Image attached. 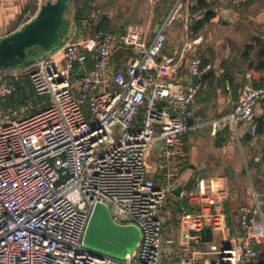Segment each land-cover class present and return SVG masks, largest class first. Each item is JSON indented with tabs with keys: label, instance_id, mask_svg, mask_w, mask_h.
<instances>
[{
	"label": "built area",
	"instance_id": "2783aa9c",
	"mask_svg": "<svg viewBox=\"0 0 264 264\" xmlns=\"http://www.w3.org/2000/svg\"><path fill=\"white\" fill-rule=\"evenodd\" d=\"M186 1L177 0L151 41L148 27L139 24L128 25L121 35L100 29L76 38L97 21L94 1L86 18L71 22L55 51L31 66L0 70V264H169L163 215L187 167L183 138L193 129L200 86L165 79L166 66L176 72L175 59L158 60L166 28L182 22L188 30L206 11H185ZM119 48L133 54L122 70L113 63ZM210 70L195 56L193 77L201 79ZM22 77L30 78L32 97L6 106ZM241 90L229 113L193 127L209 125L213 137L234 136L249 123L256 137L253 118L264 86L255 87L247 74ZM158 141L161 155L151 167V147ZM190 180L192 186L177 197L192 207L177 214L179 247L185 251L192 242L196 247L175 264H264V183L252 191V206L239 207V232L230 234L225 213L230 190L196 173ZM97 203L109 208L113 222L140 230L134 253L114 259L84 245ZM207 229L220 232L222 249L205 250L214 243L213 237L207 241Z\"/></svg>",
	"mask_w": 264,
	"mask_h": 264
},
{
	"label": "crops",
	"instance_id": "0c3cea01",
	"mask_svg": "<svg viewBox=\"0 0 264 264\" xmlns=\"http://www.w3.org/2000/svg\"><path fill=\"white\" fill-rule=\"evenodd\" d=\"M47 1L51 0H0V40L18 32L33 20ZM94 1L99 4L100 11L96 18V25L103 23L107 31L111 30L116 35L123 34L125 28L130 24L143 25L148 27L147 38L149 41L153 40L154 34L164 25L177 2V0ZM199 2L200 0L186 1L185 11L192 12ZM202 8L206 10L207 16H210L202 25H200V21L205 19L204 15L188 30L185 29L182 22H175L166 28V45L158 60L163 63L166 58L175 59L174 65L177 70L175 73L171 72L166 66L167 68L163 71L165 79L177 84L190 83L200 86L192 106L194 114L190 125L193 129L183 138L187 167L182 171V175L177 181L178 188L182 187L186 190L190 188L193 182L190 180V174L196 173L202 178L205 177L204 179H218L229 189L227 183L229 179L224 167L231 164L235 170V179L229 180L230 182L239 180L241 175L246 174L252 183V191L258 190L264 183V132L252 137L249 133V123H242L237 135L224 134L227 136V141L223 143V147L218 148L215 146V137H213L212 128L209 125H205L201 129H195L193 126L199 122L218 119L229 113L240 101L241 88L247 74L253 75L255 87L264 86V71L256 70L258 63L263 59L260 56L257 42H264V0H205V5ZM74 14L75 11L73 16ZM192 38L202 39L201 44L196 45L193 49V51L198 49L197 55L192 51L190 44ZM248 46H253L254 49L246 52ZM132 55L131 50L119 48L114 55L115 69H125ZM195 56H200L202 61L208 62L214 81L202 82V78L197 82L194 81L190 73V66ZM224 67L234 78V82L221 80L225 73ZM237 82H241L239 99L233 101L231 90ZM227 83L231 85L229 91L226 89ZM253 121L255 123L261 121L264 126V100L256 106ZM190 134L202 139L199 144L203 149L199 148L194 151L189 147ZM195 136L193 139L196 138ZM203 139L205 140L203 141ZM160 155L161 152L153 158L152 162L149 160V166L155 167L154 164ZM257 158L261 160L259 163L256 162ZM151 172L156 174L154 168L151 169ZM156 179L161 180L160 173L157 174ZM182 180H185V185L181 184ZM237 184L234 185L235 189L240 191V185ZM234 194L231 193L228 200L233 206L239 198ZM180 201L184 200L178 199L173 194L163 215L165 228L167 227L165 217L170 209L175 221L170 226L168 237H166L167 241L174 240V243L171 245L166 243L167 246L164 247L165 254L169 256L168 259L164 258V261L169 264H175L178 261L175 259L178 257L190 256L191 251L196 247L193 242L185 251L179 247L181 239L177 214L182 208H185L184 205H179ZM238 208L234 207L237 219L231 220V223L229 221L230 234L239 232Z\"/></svg>",
	"mask_w": 264,
	"mask_h": 264
},
{
	"label": "water",
	"instance_id": "95a60500",
	"mask_svg": "<svg viewBox=\"0 0 264 264\" xmlns=\"http://www.w3.org/2000/svg\"><path fill=\"white\" fill-rule=\"evenodd\" d=\"M68 0L47 1L36 17L29 21L18 32L0 40V70L19 69L33 65L37 58L45 53L55 51L62 42V33L68 21ZM194 81L200 80L198 76L193 77ZM241 82L232 87V99H239ZM227 136L218 133L215 137V146L223 147ZM229 180L235 179L233 165L224 167ZM183 191L179 187L173 191L177 197ZM85 232L84 245L96 252H101L114 259H123L134 253L141 236L136 226L120 225L113 222L109 208L105 204L97 203L89 220ZM211 230L207 229V241H211Z\"/></svg>",
	"mask_w": 264,
	"mask_h": 264
},
{
	"label": "trees",
	"instance_id": "16d2710c",
	"mask_svg": "<svg viewBox=\"0 0 264 264\" xmlns=\"http://www.w3.org/2000/svg\"><path fill=\"white\" fill-rule=\"evenodd\" d=\"M94 0H68L69 3V9L73 4L77 5V9L75 10V14L73 16V18L71 19V21H69V19H66V21H68V25H66L63 29V33L62 35L65 34V32L67 31V29L70 27L71 22L74 21L76 23H80V20L83 18H86L90 11H91V3ZM205 5V0H200L199 5L194 7L193 11L197 10V9H201L202 7H204ZM68 9V12H69ZM209 15L207 16L206 12L204 13V20L200 21V25H202L203 22L207 21L209 19ZM97 23L91 25V27L87 30H80L78 32V35L76 36V38L79 37V35L81 34V32L84 33L85 36H91L95 31L100 30V29H105L107 30V28L105 27V25L103 23H100L99 25H96ZM257 47L259 49V53L260 56L263 58L259 63L258 66L256 67V70L258 71H264V42L258 41L257 42ZM253 48V46H248L246 49V52L251 51ZM208 62L206 60L202 61V67L204 65H207ZM226 67V66H225ZM224 67V68H225ZM206 80H211L214 81L213 79V73L212 71L207 72L206 74L203 75L202 77V82L206 81ZM221 80H223V82H225V80H229L230 82H234V78L230 75V73L226 70L225 68V73L223 74ZM33 95V90H32V86H31V81L30 78L28 77H22V79L19 82V91L18 93L7 100V102L5 103L6 106H12V105H17L19 104L23 99L28 98V97H32ZM257 135L260 133L264 132V126L262 124V122H257ZM230 201H228L225 205V213L227 216V219H229L230 223L231 220H235L236 218V214H235V209L234 206L229 203ZM184 205L186 211H190L192 210V207L188 204V202L186 200L184 201H180L179 205ZM240 207V206H239ZM179 208V207H178ZM239 209V208H238Z\"/></svg>",
	"mask_w": 264,
	"mask_h": 264
},
{
	"label": "rangeland",
	"instance_id": "374dc122",
	"mask_svg": "<svg viewBox=\"0 0 264 264\" xmlns=\"http://www.w3.org/2000/svg\"><path fill=\"white\" fill-rule=\"evenodd\" d=\"M51 1H54V0H51ZM76 9H77V5L72 3V5H71V7L69 9V12L66 15V18L69 19V21H71V19L73 18V12ZM81 35L83 36L84 33L81 32V34L79 35V37ZM164 35H165V33H164ZM198 39H201V38H198ZM63 41L64 40H62L61 44H63ZM194 41H195V38L194 39L192 38L191 39V42H190L191 47H192V51H193L194 47L196 46V45L193 44ZM193 52L195 53V55H197V52H199V51H198V49H196ZM47 54L48 53L42 54L39 57H42L43 55H47ZM198 57L200 59H202L200 56H198ZM85 113L87 114V116L89 115L87 109H85ZM190 124H191V122H190ZM194 136H195L194 134H190V136H189V144L188 145H189V147H191V149H194V151H197L199 148H202V147H200L201 145L199 144L200 142H202V139L200 137H198V136L197 137L195 136L196 138H194L195 139L194 140L193 139ZM204 140L205 139H203V141ZM161 150H162V142L158 141V142H156V143H154L152 145V150H151L152 151V154H151V158H150V161L151 162L153 161V158H155L157 156V154H159L161 152ZM200 151H202V150H200ZM203 178H205V177H203ZM184 182H185V180H182L181 184L185 185ZM227 183H228V187H229L230 192L232 194L235 193L239 197L238 198V201L235 202V206L234 207H236V209H237V207H239V206H241L243 204L252 205V203H253V200H252V183L249 181L248 176L246 174L241 175V177L239 178V180L237 179V180L231 181V182L228 180ZM236 183H238L237 185H240V191L238 189L237 190L235 189V186L234 185H236ZM235 194H234V196H235ZM171 206H173V204H171ZM170 212H171V209L167 212V216L165 217L166 223H167V225H166L167 227L166 228L164 227V229H163V235H162L163 236V239L165 241L164 242V246L165 247L167 246L166 245V241H167L166 237H168V231L170 229V226L173 223H175V221L173 219V214H171ZM210 235H211V237L214 238V243L206 245L205 250L208 251L210 249L211 245H216L218 247V249H222V247H223V242H222L223 238H222V235L220 234V232H217L215 230H212V232H211ZM172 249H174L173 246H172ZM209 257L211 259L217 258L216 256H209Z\"/></svg>",
	"mask_w": 264,
	"mask_h": 264
}]
</instances>
